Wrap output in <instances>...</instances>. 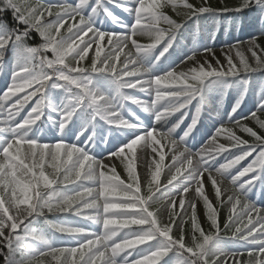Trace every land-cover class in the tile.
<instances>
[{
	"label": "snow or ice",
	"instance_id": "1",
	"mask_svg": "<svg viewBox=\"0 0 264 264\" xmlns=\"http://www.w3.org/2000/svg\"><path fill=\"white\" fill-rule=\"evenodd\" d=\"M261 38L264 0H0V264H264Z\"/></svg>",
	"mask_w": 264,
	"mask_h": 264
},
{
	"label": "rangeland",
	"instance_id": "2",
	"mask_svg": "<svg viewBox=\"0 0 264 264\" xmlns=\"http://www.w3.org/2000/svg\"><path fill=\"white\" fill-rule=\"evenodd\" d=\"M134 38L137 39L139 42L147 40V37H141V36H137V37H134ZM215 51H216L217 55L221 54V49H215ZM233 55H234V53H233ZM221 60H223V56H221ZM196 145L197 144L193 143V146H196ZM200 146H198V147H196L194 149H192V148L191 149H192V151H196ZM170 147L171 146L168 144L167 141H162L161 145L158 146V149L162 148V150H163V153L165 155V162L167 163V165H170L172 163L171 157H172V155L175 154L173 151H170ZM182 148H183V145H179L177 147L176 151L178 152V151L182 150ZM137 152H138V155H140V157H141V159L138 161L137 171H138V173L140 175L141 182H143L144 179H145V173L147 171V164L150 163V157L153 154L151 153V149H142L141 147H138ZM155 158L158 160L159 159V155L156 154ZM222 160H223V157H221L220 162ZM104 163H106V164L109 163V160L105 158L104 159ZM173 170H174V168L172 169V171ZM213 175H216V173L213 172ZM217 179L219 180L220 178L217 176ZM221 187L224 188L223 185H221ZM205 190L211 197L213 190H212V187H211V183L207 180V174H205ZM194 196H195V194H194V191H192V190H190L185 195L186 205H187V201H191L192 199H194ZM178 201H179V197H177V204H178ZM202 209H203L202 203L198 202L197 203V214L198 215H201Z\"/></svg>",
	"mask_w": 264,
	"mask_h": 264
},
{
	"label": "trees",
	"instance_id": "3",
	"mask_svg": "<svg viewBox=\"0 0 264 264\" xmlns=\"http://www.w3.org/2000/svg\"><path fill=\"white\" fill-rule=\"evenodd\" d=\"M58 2V0H45V3H53V4H55V3H57ZM209 3H210V5L211 6H213V7H216V6H218V5H223V4H226V5H229V6H232V5H235L236 3H237V0H209ZM173 18H176L175 17V14L173 15ZM242 20L243 21H248V14L247 13H245V15H244V17L242 18ZM261 44H262V46H264V38H261V40L259 41ZM243 47V46H242ZM244 48H245V54L246 55H248L249 57H250V53H247V50H246V45L244 46ZM250 62H251V60H250ZM259 115H261L262 116V118H264V114H259ZM237 134L238 135H242L243 136V138H245V139H249V140H251V138L250 137H248L246 134H242V133H239V132H237ZM220 214V213H219ZM219 219H220V223H221V228H223V222H224V220H225V218H224V216L223 215H219ZM201 222H202V225L204 226V228H205V230L207 231L208 229H207V224L203 221V220H201ZM186 227H188L187 225H186ZM241 251H245V249H240ZM244 258H247L246 257V255H245V257Z\"/></svg>",
	"mask_w": 264,
	"mask_h": 264
}]
</instances>
